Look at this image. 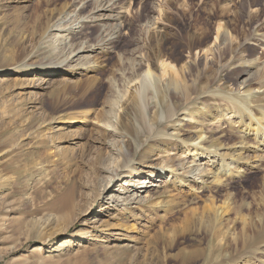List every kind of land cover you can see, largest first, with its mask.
<instances>
[{
  "label": "rangeland",
  "instance_id": "obj_1",
  "mask_svg": "<svg viewBox=\"0 0 264 264\" xmlns=\"http://www.w3.org/2000/svg\"><path fill=\"white\" fill-rule=\"evenodd\" d=\"M84 1L0 0V264H264V254H250L264 239V225L236 220L264 216L263 173L193 195L179 181L205 156L186 163L178 151L161 163L167 144L149 140L154 130L169 136L183 128L182 116L164 123L169 104L160 101L159 55L170 68L189 62L190 95L198 103L190 113L208 117L207 94H229L243 85L244 71L256 72L244 64L262 56L247 43L264 20V0H133L117 42L73 58L105 38L83 21L96 6L81 8ZM219 26L233 43L205 62ZM61 63L66 71L44 84L50 66ZM147 164L163 175L157 180L173 185L170 196L149 188L154 199L141 206L144 190L136 183L150 181L140 173ZM212 207H225V216L222 225L207 227ZM60 242L66 248L48 257Z\"/></svg>",
  "mask_w": 264,
  "mask_h": 264
},
{
  "label": "bare ground",
  "instance_id": "obj_2",
  "mask_svg": "<svg viewBox=\"0 0 264 264\" xmlns=\"http://www.w3.org/2000/svg\"><path fill=\"white\" fill-rule=\"evenodd\" d=\"M173 1L179 2L181 0ZM87 2H92L96 6L93 8V14L87 16L86 20L83 21L85 23H91L94 26H99L101 31L105 33V35L103 34L105 38L100 35L102 37L101 40L104 38L103 43L99 41L92 48L85 49V47H82L73 54V58L82 56V53L87 52L99 53L117 42L125 33L128 25L127 20L132 14L133 0H86L80 4V7L84 8ZM250 8L249 12L254 14L259 11V8ZM70 9L71 6L69 7V5H67L63 8V14L67 15ZM167 11L168 10L160 9L159 6V12L162 13ZM247 21L249 20L247 19ZM220 26L222 27V25ZM168 27V23L162 24L161 32L165 33ZM221 27L217 30L215 41L211 43V45H207V48L205 47V62L215 59L219 51H222L233 43V37L230 32L225 29L222 30ZM72 31L75 33V30H71V32ZM252 35V38H250L247 44L256 48L257 51H261L260 54H262V56H254V58L246 61L244 66L254 68L256 72L244 71L243 73L246 78L242 82L243 85L238 86L229 94H207L206 97H210L213 100L208 105H205V112L209 115L204 119H199L196 115L190 113L192 109L197 107L198 103L195 102L197 98H192L190 95L192 84L190 85L187 81V75L190 69L189 62L183 64L180 68H177V70L176 67L170 68L169 64L165 63V59L161 57L163 55H159L158 63L161 62V64L160 66L158 65V67L161 68V76L157 81L162 84V86L160 84L162 88L160 101L162 105L165 103L169 104L168 109L163 115L165 119L164 123L165 126L169 125L174 119L182 116L183 123L181 122L180 126L182 125L183 128L180 133H172L169 136L162 135L159 129L156 131L154 130L155 132L152 131L153 133L149 140L163 142L164 145L167 144L166 148L163 149V153L164 155L168 153L166 156L169 158L164 157L167 159H163L161 163L169 162L180 154L177 153L178 151H182L180 157L184 156V161L188 159L191 161L190 163H196L199 157L201 158L202 155L205 156L204 161L208 160L206 163L203 161V164L200 162L199 165L196 164L194 165L195 167L192 166L193 168L191 166L189 168L187 167L189 169L187 175L179 181L180 184L178 188L186 187L193 195L212 190L211 188L216 186L230 187L228 180H231V182L235 184L236 179L245 177L247 173H263L262 188L264 190V20L253 30ZM64 66L67 67L65 63L51 65V73L43 83H52L51 75L64 73L67 69ZM82 67H79V69ZM88 68L89 67L86 69ZM9 70L3 71V74H7ZM222 70L226 71L224 67H222ZM227 72H229V70H227ZM146 74L148 77H153L150 68L147 69ZM160 86L158 87L160 88ZM136 89L134 91H136ZM136 93L137 94L134 92L135 97H138V92ZM135 97H133V100L137 101L136 99L139 97ZM201 98L198 99L200 100ZM176 105H179L180 109L174 110V106ZM214 111L216 112L215 114ZM158 121L160 125L162 121ZM225 124H227V130L223 128ZM228 137L232 139L223 141ZM161 157L162 156L152 160V163L159 161ZM156 164L160 165V163ZM156 164L144 165V170L140 171L141 174H144L150 179L149 182H142V179H140L136 183L142 185L140 189L144 190L143 195H137V200L139 199L138 204L141 206L154 199L149 194V188L160 190L163 194L170 196V187H172L173 184H170L165 179L164 181L157 180L163 177V175L159 173L160 171L156 170ZM203 165L204 167L199 170V178L191 177L192 174L196 173L195 170ZM126 166L127 165H124L123 167ZM160 168L162 170L165 169L164 166ZM170 173V175L173 174L178 176V174H175V170H171ZM118 176L119 173H116L114 179ZM155 179L156 181L154 182L153 180ZM145 184H147V186ZM117 202L121 204V201L118 200ZM260 204L264 206V201L260 202ZM224 206H230L229 202L227 201ZM225 211V207L210 208L206 216L212 219L205 225L207 227L214 226L215 224L222 225ZM198 219L200 222H204L203 217H199ZM236 220L240 221L244 226L253 223L259 226L264 225V216L262 214H258L254 219L249 220L236 216ZM229 230L228 228L225 229L224 236L231 234ZM101 242H104V240H101ZM66 246V242L58 243L53 248L49 249L48 257H53L56 253L64 250ZM250 254H264V239L257 244V251L256 248L250 249Z\"/></svg>",
  "mask_w": 264,
  "mask_h": 264
}]
</instances>
